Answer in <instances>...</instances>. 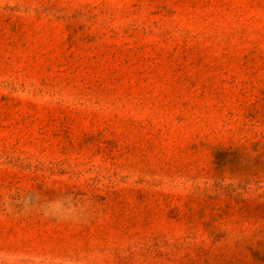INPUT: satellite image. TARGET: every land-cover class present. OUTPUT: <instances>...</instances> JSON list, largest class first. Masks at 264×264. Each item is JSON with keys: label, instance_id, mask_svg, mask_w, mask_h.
Listing matches in <instances>:
<instances>
[{"label": "rangeland", "instance_id": "rangeland-1", "mask_svg": "<svg viewBox=\"0 0 264 264\" xmlns=\"http://www.w3.org/2000/svg\"><path fill=\"white\" fill-rule=\"evenodd\" d=\"M0 264H264V0H0Z\"/></svg>", "mask_w": 264, "mask_h": 264}]
</instances>
